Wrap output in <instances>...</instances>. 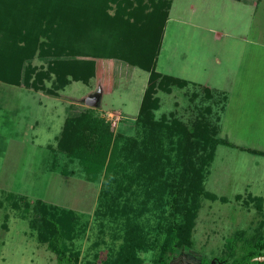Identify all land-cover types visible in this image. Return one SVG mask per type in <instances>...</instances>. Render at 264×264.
Masks as SVG:
<instances>
[{
    "label": "rangeland",
    "instance_id": "rangeland-1",
    "mask_svg": "<svg viewBox=\"0 0 264 264\" xmlns=\"http://www.w3.org/2000/svg\"><path fill=\"white\" fill-rule=\"evenodd\" d=\"M119 1L144 14L153 5L163 13L167 3L154 69L186 84L154 90L152 119L163 127L148 138L136 119L149 72L99 58L93 47L74 50L72 31L60 38L64 50L42 55L56 32L54 21L41 28L35 45L16 36L19 57L6 61L9 77L0 81V264H57L39 237L47 227L37 202L74 213L70 237L66 224L60 229L66 254H77V264H110L136 227L144 242L138 259L156 264L167 228L187 213L191 244L170 264H236L258 252L253 243L264 232V0H118L107 4L110 17ZM84 114L109 127V149H97L94 135L73 126ZM124 149L147 151L154 180H127L139 163L136 152L113 163ZM100 159L93 176L88 168ZM187 170L194 185L178 193ZM262 258L249 264H264Z\"/></svg>",
    "mask_w": 264,
    "mask_h": 264
},
{
    "label": "trees",
    "instance_id": "trees-1",
    "mask_svg": "<svg viewBox=\"0 0 264 264\" xmlns=\"http://www.w3.org/2000/svg\"><path fill=\"white\" fill-rule=\"evenodd\" d=\"M87 1L90 3L86 4ZM109 1L115 2L118 0H101L96 6H94L95 0H0V81H4L9 77L5 70L9 62L6 63V61L15 60L19 57V51L13 47V44H16L17 41L16 36H28L32 44L35 45L34 43L37 42L38 37L44 32L41 28H50L51 22L54 21L56 32H53L48 48L42 51V55L49 56L52 48H55L57 51L64 50L66 47L63 46L64 44L60 38L72 31L74 34L71 36L75 39L74 50H86L85 48L90 50L93 47L98 51L95 55L99 56V58L120 61L150 73L149 86L142 98L136 121L143 127H146L148 138L153 137V134L159 131L156 129L163 127V122H154L152 119V110L157 107L156 99L153 98L154 90L159 88L166 90L168 86L170 87V84L176 86L186 84V81L173 76L160 75L154 69L155 57L158 53L163 28L165 27L168 5L166 3L167 6H164L163 13L157 12L158 7L153 5L154 9L150 13L144 14L137 12L135 9L133 11H129L127 8L124 9L121 7L122 1H119L115 16L110 17L107 13ZM83 8H85L84 12L82 11ZM30 14L34 15L33 18ZM135 14L137 16L133 18ZM69 15L70 17L68 18ZM83 17L85 18L84 25L81 22V18ZM123 17L124 19L121 20ZM67 20H71L73 25L65 26L64 23ZM40 22H45L46 26L39 25ZM36 23L38 24L37 26H35ZM85 32L86 35H84ZM94 38L95 42L93 43L92 39ZM71 74L75 73L72 71ZM79 118L73 126H76L82 132L87 131L94 135L97 138L95 140L97 149H109L113 137L112 132L109 131V127L96 117L84 114L80 115ZM152 140L149 139V143ZM143 149L148 150L146 144H144ZM124 150V156L118 152L115 154L116 156L112 157L113 163L119 157L129 160L130 154L135 158L133 155H135L136 149L135 152L134 149ZM111 151L115 152L118 150L111 149ZM73 152L80 159H87V154L84 151L73 150ZM251 152L254 153L252 150ZM136 156L137 158L135 159H137L139 167H137V171L133 175L126 177L127 180L130 182L135 181V176L137 175H141L142 177L146 175L147 180H154L155 168L151 163H146L148 160L147 151L142 152L141 150L138 153L136 152ZM102 160L93 161L92 167L88 168L92 173L91 175H96V171L102 168L100 167L103 164ZM110 169L111 166H107V171ZM187 172L188 170L186 174L181 175L179 184L176 185L178 193L183 192L186 194L191 185H194V182L190 183V177ZM191 172L193 173L194 170ZM118 187H122L121 184ZM37 205L41 210L40 213L37 209L38 213L43 216L44 229L47 227L46 232L40 234V240L47 242L48 247L57 255V264H77L78 255L75 253L67 255L66 247L61 241L63 233L60 227L64 226V224L69 227L67 229V236L70 237V225L74 218L72 210L63 211V208L60 209L57 206L40 202H37ZM182 206V209L185 210L186 206L184 207L183 204ZM190 217L189 213L187 215L184 214L182 222L169 225L161 244L156 264H170L173 258L178 256L182 247L190 246L189 237L192 228ZM133 229L130 233L131 236L127 239V246H124L120 250L110 264H141L136 251L144 246V242L140 237L139 229L137 227ZM253 246L258 252L248 253L240 263L236 264H249L255 261V258L262 257L263 261L259 262L264 263V232L260 240L253 243ZM218 262L220 264H228L226 260H218ZM197 264L211 263L201 259Z\"/></svg>",
    "mask_w": 264,
    "mask_h": 264
}]
</instances>
